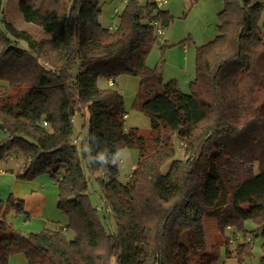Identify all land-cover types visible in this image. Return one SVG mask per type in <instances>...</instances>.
Segmentation results:
<instances>
[{"label": "trees", "instance_id": "16d2710c", "mask_svg": "<svg viewBox=\"0 0 264 264\" xmlns=\"http://www.w3.org/2000/svg\"><path fill=\"white\" fill-rule=\"evenodd\" d=\"M223 3L218 35L196 49L188 94L176 80H162L161 65H146L157 30L173 21L155 2L128 0L110 28L99 22L100 0L21 2L24 20L50 35L40 40L0 21V170L11 157L6 171L20 181L49 175L67 220L23 233L8 220L24 214L23 203L9 195L0 201V264L17 254L27 264H216L222 247L225 259L240 263L252 256L253 240L239 242L225 230L248 233L245 222L256 227L249 233L261 238L264 263V158L224 146L252 125L264 127V3ZM122 75L139 79L133 105L150 119L147 138L125 127L124 100L112 88ZM100 78L112 87L100 89ZM230 103L236 119L225 120ZM86 113L88 159L73 121ZM174 136L184 160L175 159ZM125 148L139 157L123 184L118 163L102 167L97 157L112 160ZM96 173L101 206L110 212L90 204L87 174ZM209 179L218 192L214 206ZM205 216L217 219L221 247L207 250Z\"/></svg>", "mask_w": 264, "mask_h": 264}, {"label": "rangeland", "instance_id": "374dc122", "mask_svg": "<svg viewBox=\"0 0 264 264\" xmlns=\"http://www.w3.org/2000/svg\"><path fill=\"white\" fill-rule=\"evenodd\" d=\"M38 0H1L0 21L4 18L6 22L12 25L15 29L27 32L34 39L49 38L50 35L44 32L40 27L27 23L21 12V2H37ZM145 4L148 2H155V0H138ZM264 3V0H263ZM127 1L124 0H100L101 13L99 22L104 28L114 27L118 23V17L122 14ZM223 0H165L163 9L167 10L173 17L172 23L167 29L163 30V35L158 37L156 44L152 47L146 65L148 68H154L161 65L163 67L162 80L168 82L176 80L182 93L188 94L190 92L189 84L195 75V53L197 47L207 44L215 39L218 35V14L223 10ZM116 12V13H115ZM261 25L264 27V9L260 18ZM1 29L5 30V23H0ZM3 30V31H4ZM22 43V42H21ZM24 43V42H23ZM24 46V44H22ZM115 83L109 86V82L105 78H100L97 81V86L100 89H107L112 87L118 90L124 100V110L126 112L125 127L128 131L136 129L140 136L149 137L150 119L136 108H134V101L139 88V79L134 76L122 75L114 79ZM227 113L225 120L236 119L235 107L232 103L226 107ZM89 115H76L74 117V129L79 142L86 149V159L89 157L87 144L84 141V130L87 127ZM174 148L176 150L175 159L184 160L186 154L183 146L177 137L172 139ZM226 149L237 150L244 155L252 154L264 158V127L252 125L245 129L235 137L227 139L224 144ZM81 149V148H80ZM124 152V162L118 163V179L125 184L129 181L132 171L138 162V151L135 148L122 149ZM4 164L1 170L6 169L8 165L14 164L10 162ZM21 160V158H20ZM16 161V160H15ZM171 160L165 162L161 166V172L166 173L170 168ZM90 181L89 187V201L93 207L101 206L100 193L97 188L96 179L101 177V173L87 174ZM58 177V176H57ZM225 178V177H224ZM216 184L213 180H208L207 196L210 200V206H214L217 199ZM15 214H10L9 222H13ZM13 218H12V217ZM67 224V220L62 216L60 223L50 225V228L63 227ZM203 226L206 236L207 250L211 246H222L223 240L218 233L217 219L210 216H205L203 219ZM106 231L113 230V223L105 222ZM42 228V227H41ZM243 228L248 232L245 233L237 228L225 230L226 236L238 237L239 242H247L253 240L252 256L238 263L235 259L227 260L224 258V248H221V257L216 264H264L261 257V238H255L254 234L249 231L256 230L255 225L251 222H245ZM259 232V230H258ZM256 232V233H258ZM235 246V245H234Z\"/></svg>", "mask_w": 264, "mask_h": 264}, {"label": "crops", "instance_id": "0c3cea01", "mask_svg": "<svg viewBox=\"0 0 264 264\" xmlns=\"http://www.w3.org/2000/svg\"><path fill=\"white\" fill-rule=\"evenodd\" d=\"M9 195L23 203L24 214H15L14 218L11 216L14 221L10 222L23 233L39 232L50 225L60 223L62 214L57 208L58 188L50 180L49 175L27 182L16 179L14 173L6 169L1 170L0 201H6ZM9 264L27 262L22 254H17L10 258Z\"/></svg>", "mask_w": 264, "mask_h": 264}, {"label": "clouds", "instance_id": "9594fccd", "mask_svg": "<svg viewBox=\"0 0 264 264\" xmlns=\"http://www.w3.org/2000/svg\"><path fill=\"white\" fill-rule=\"evenodd\" d=\"M124 152L123 150H117L115 155L113 156L112 160H105L102 154H99L97 159L100 161V165L102 167H107L109 164L116 165L117 163H123ZM90 162H92L90 160Z\"/></svg>", "mask_w": 264, "mask_h": 264}, {"label": "built area", "instance_id": "2783aa9c", "mask_svg": "<svg viewBox=\"0 0 264 264\" xmlns=\"http://www.w3.org/2000/svg\"><path fill=\"white\" fill-rule=\"evenodd\" d=\"M124 1H128V0H124ZM155 4H156L157 7H160V8H161V7H163V5L165 4V0H155ZM115 13H116V12H115ZM162 35H163V31L160 30V29H158V30H157V36L160 37V36H162ZM109 83H110V85H112V81H109ZM8 159L11 160V157L8 158ZM0 172H1V170H0ZM96 209H97L98 211L110 212V209L107 208V207H104V206H97Z\"/></svg>", "mask_w": 264, "mask_h": 264}]
</instances>
